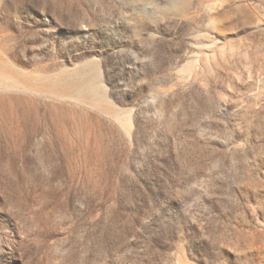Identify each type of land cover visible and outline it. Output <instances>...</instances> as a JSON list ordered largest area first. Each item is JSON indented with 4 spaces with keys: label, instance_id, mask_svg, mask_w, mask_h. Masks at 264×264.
Segmentation results:
<instances>
[{
    "label": "rangeland",
    "instance_id": "1",
    "mask_svg": "<svg viewBox=\"0 0 264 264\" xmlns=\"http://www.w3.org/2000/svg\"><path fill=\"white\" fill-rule=\"evenodd\" d=\"M254 3L0 0V264H264Z\"/></svg>",
    "mask_w": 264,
    "mask_h": 264
},
{
    "label": "bare ground",
    "instance_id": "2",
    "mask_svg": "<svg viewBox=\"0 0 264 264\" xmlns=\"http://www.w3.org/2000/svg\"><path fill=\"white\" fill-rule=\"evenodd\" d=\"M179 1L182 2L184 0H179ZM199 2L201 3L200 7L209 9L212 7V5H214L217 2V0H199ZM263 2L264 0H255V3H254V7H253L254 23L256 27H259L261 24H263L262 15L259 11V5ZM257 51L259 52L260 50H257ZM10 65L11 64L6 60V58L0 54V84L3 85L2 86L3 88L8 89L10 87H13V88H18L23 91H36V89L39 86L40 91L46 89L47 86L37 83L31 77H26L25 75H23V73L19 69L16 70ZM8 77L12 78V81L5 82L4 79ZM65 77L66 79L64 81L67 87L66 91H68L67 90L68 88H71V91L69 92L68 95L76 96L81 101H85L84 99L85 93H89V96L92 95L93 97H96L98 85L93 82V79H90V76L85 69H81L76 72H66ZM47 89L45 91H47ZM21 98L19 99L18 102L21 101ZM258 190L259 189H258V184H257L256 200H255V215H256L257 228L255 229L254 236L257 242H261L263 240V230H261L260 226L261 225L264 226V214H263L264 207L262 204V199L260 197L261 195L258 193Z\"/></svg>",
    "mask_w": 264,
    "mask_h": 264
}]
</instances>
